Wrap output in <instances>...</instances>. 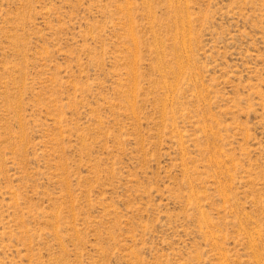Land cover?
I'll return each instance as SVG.
<instances>
[{
	"label": "rangeland",
	"instance_id": "1",
	"mask_svg": "<svg viewBox=\"0 0 264 264\" xmlns=\"http://www.w3.org/2000/svg\"><path fill=\"white\" fill-rule=\"evenodd\" d=\"M0 264H264V0H0Z\"/></svg>",
	"mask_w": 264,
	"mask_h": 264
}]
</instances>
